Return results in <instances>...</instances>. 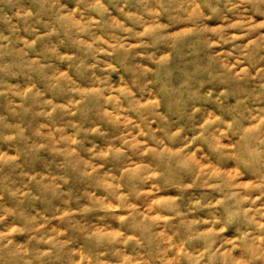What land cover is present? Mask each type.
<instances>
[{"label": "clouds", "instance_id": "obj_1", "mask_svg": "<svg viewBox=\"0 0 264 264\" xmlns=\"http://www.w3.org/2000/svg\"><path fill=\"white\" fill-rule=\"evenodd\" d=\"M0 264H264V0H0Z\"/></svg>", "mask_w": 264, "mask_h": 264}]
</instances>
